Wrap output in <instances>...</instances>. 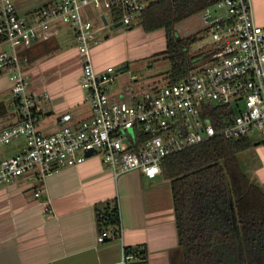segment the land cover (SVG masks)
Returning a JSON list of instances; mask_svg holds the SVG:
<instances>
[{
    "label": "built area",
    "instance_id": "1",
    "mask_svg": "<svg viewBox=\"0 0 264 264\" xmlns=\"http://www.w3.org/2000/svg\"><path fill=\"white\" fill-rule=\"evenodd\" d=\"M150 1L47 0L20 13L22 0H0V45H5L0 47V76L10 82L13 107V122L0 128V147L24 140L21 151L0 160V185L21 176L44 180L83 161L88 150L115 176L139 170L152 178L161 173L165 156L216 136L252 139L255 134L253 143L264 144V25L255 22L249 0H218L199 12L205 42L195 47L201 56L185 78L154 83L139 93L132 88L115 97L107 93L114 67L94 69L91 47L100 40L88 12L96 10L103 26L130 25ZM63 25L75 36V61L90 112L75 120L63 111L46 130L40 119L49 94L32 88L22 51L57 34ZM44 210L51 213L46 201ZM105 234L98 233L97 240L103 241ZM136 253L137 247L122 246L118 264L134 261Z\"/></svg>",
    "mask_w": 264,
    "mask_h": 264
},
{
    "label": "crops",
    "instance_id": "2",
    "mask_svg": "<svg viewBox=\"0 0 264 264\" xmlns=\"http://www.w3.org/2000/svg\"><path fill=\"white\" fill-rule=\"evenodd\" d=\"M249 1L255 22L264 25V0ZM94 28L98 36L100 27L95 22ZM62 29L73 34L67 49L53 53L46 46L40 53L31 52L30 48L22 51L27 57L32 88L49 94L43 103V124L40 119V126L46 130L63 111H69L75 120L90 112L84 100L86 91L80 85V67L75 61L74 33L65 25L57 33ZM158 30L163 31V42L157 30L145 32L138 26L129 42L122 40V46L113 54L106 53L105 41L99 39L91 47L94 69L103 71L114 64L108 56L127 67L125 62L139 61L165 47L164 29ZM112 83L105 86L111 97L129 90L126 79L118 85ZM9 86L8 78L0 76V102L11 112ZM3 122L0 118V127ZM13 141L8 149H0V160L23 149L22 138ZM243 152L246 170L237 155L241 168L264 190V144H253L240 153ZM36 188L41 189L39 196L34 195ZM114 198L118 202L121 236L100 242L94 205ZM45 201L49 214L44 210ZM122 246L142 249L146 264H181L171 185L161 173L149 178L139 170H130L115 176L100 156L93 154L44 180L21 176L0 185V264H118Z\"/></svg>",
    "mask_w": 264,
    "mask_h": 264
},
{
    "label": "trees",
    "instance_id": "3",
    "mask_svg": "<svg viewBox=\"0 0 264 264\" xmlns=\"http://www.w3.org/2000/svg\"><path fill=\"white\" fill-rule=\"evenodd\" d=\"M217 1L151 0L141 11L137 25L143 31L164 29L165 47L157 54L170 63L167 83L185 78L201 56L190 52L200 39L199 31L176 34L175 26ZM214 108L227 112L226 107ZM0 118L4 121L0 128L13 122L4 102ZM253 144L249 138L216 136L161 160V175L171 185L183 264H264V190L237 158ZM94 211L98 233H106L103 241L120 238L117 199L96 203ZM139 250L129 264H146Z\"/></svg>",
    "mask_w": 264,
    "mask_h": 264
},
{
    "label": "rangeland",
    "instance_id": "4",
    "mask_svg": "<svg viewBox=\"0 0 264 264\" xmlns=\"http://www.w3.org/2000/svg\"><path fill=\"white\" fill-rule=\"evenodd\" d=\"M45 1L47 0H22L21 4H19L18 6V10L20 13H24L26 9L40 6ZM88 15L94 20L96 26L100 27V29L97 30L98 36L96 37L100 40L105 41V51L109 54H113L115 50H118L122 46L120 45L122 40H124L126 43L129 42L131 36L135 35V32L138 30L137 20H134L130 25L121 24L118 26H114L113 24H111V22H109V24L103 26L101 25L102 23L99 21L100 19L96 10L88 12ZM200 25L201 20L198 12L175 26L176 34H184L199 31L198 36L200 37V39L195 45L190 48L191 53L197 52L195 47L198 44H202L203 42H205L204 32L202 31ZM156 33L160 34L162 40L161 42H163V31L157 30ZM72 38L73 34L69 29H66V31L62 29L60 33L53 35L49 39L40 41L37 45H35V47L33 46V48L30 47L29 51H37L38 53H40L42 52V49L47 46L51 47V49H53L52 51H55L53 53L60 52L67 49L70 44L69 41H71ZM0 47H5V45H0ZM162 47L154 50V52L151 53L149 56L140 59L139 61H130L129 63L125 62L128 64V66L122 69L117 68L121 67L124 64L114 62L113 58L111 56H108V58L114 63L112 64V66L114 67V71L111 73V75L113 76V78H117V80L115 81V83H112L114 82L113 79L112 82H107L105 85L108 86L111 83L113 84V86L114 84L118 85L119 81L126 79L128 82L126 89L132 88L133 91H138L139 93L141 91H148V89L154 83H165L167 81L166 74L170 68V63L168 59H166L163 55L157 54L158 51L164 49V46ZM132 74H134V76H128ZM125 93H127V91H125ZM86 105V107H88L89 103L87 102ZM48 119L50 118H47V120ZM41 122L42 124L44 123L42 119ZM251 138V140L254 142V140L258 139V136L254 134L251 136ZM13 142L5 147L1 146L0 149H8V147L11 146ZM245 152L238 154V158L241 160L244 169L246 167V164L244 162L246 158V155L244 154ZM247 174L250 175L249 172H247ZM181 264H183V262H181Z\"/></svg>",
    "mask_w": 264,
    "mask_h": 264
},
{
    "label": "water",
    "instance_id": "5",
    "mask_svg": "<svg viewBox=\"0 0 264 264\" xmlns=\"http://www.w3.org/2000/svg\"><path fill=\"white\" fill-rule=\"evenodd\" d=\"M118 25H121V22H117L116 24H114V26H118ZM125 67H126V65L121 66V67H119L117 69H122V68H125ZM254 144H258V142H255ZM91 154H92V150H88L85 153L86 156H90ZM139 251L142 252V249H140Z\"/></svg>",
    "mask_w": 264,
    "mask_h": 264
}]
</instances>
